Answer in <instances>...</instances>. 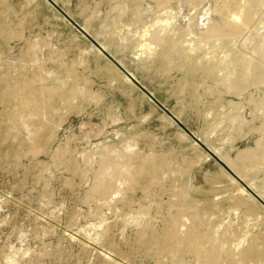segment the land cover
Wrapping results in <instances>:
<instances>
[{"label":"rangeland","instance_id":"rangeland-1","mask_svg":"<svg viewBox=\"0 0 264 264\" xmlns=\"http://www.w3.org/2000/svg\"><path fill=\"white\" fill-rule=\"evenodd\" d=\"M53 1L88 36L47 0H0V264H202L139 244L144 230L190 226L204 251L218 241L214 264H264V206L238 191L227 163L264 200V81L253 82L264 0L228 48L205 30L223 25L231 0ZM159 39L177 46L163 56ZM229 52L256 63L241 93L227 90ZM29 80L53 92L12 120L16 98L4 91ZM141 163L144 177L133 172ZM100 167L106 180L124 167L136 182L117 175L90 195Z\"/></svg>","mask_w":264,"mask_h":264},{"label":"bare ground","instance_id":"bare-ground-1","mask_svg":"<svg viewBox=\"0 0 264 264\" xmlns=\"http://www.w3.org/2000/svg\"><path fill=\"white\" fill-rule=\"evenodd\" d=\"M157 2H162V1L157 0ZM224 7H225V4L223 3L221 6V10H220L222 13L223 25L222 26L210 25V26H208V28L205 31L210 35V38H212L215 41L223 42L224 47L228 48L229 45L234 41V38L237 35V33H239L244 27L251 26L258 19L256 16V10L254 7V1L253 0H231V8L229 9V11L227 13L225 12ZM159 42H162L163 44L166 45V47L161 49V54L163 56H166L170 49H173L177 46L176 42H174L173 40H170V39H166V40L165 39H163V40L159 39ZM169 45H170V47L168 48ZM145 46L147 48L149 47V50L151 49L149 44H146ZM143 49H145V47ZM146 51H148V50H146ZM259 56L261 59L258 63L261 65L264 63V59L262 58L261 52H260ZM229 57L230 58L228 59V61L226 63H224V65H226V67L230 66L231 69H233V70H230L225 75V79L228 82L227 90L230 92H234V93H241L247 84V80H248L247 70L249 68H254L256 63L254 61L248 59L247 56H245L244 54H236L233 52H229ZM224 61H226V60H224ZM203 69H205V70H207V72L211 73V71L208 70L207 67H203ZM234 70L236 72H233ZM124 77L126 79H128L127 76L124 75ZM263 81H264V71L258 70L255 78L253 79V82L254 83H262ZM31 82H32V80L18 82V83H16V85L13 88L7 89L4 91V96L14 95L16 98V104L18 107H17V109H15L14 111L9 113V116L12 120H16L19 117V115L31 105H33V106L38 105L37 107H40L39 102H42L43 100L48 99V97L50 98V96L53 92L50 89L46 90V89L42 88L40 90H34L31 87L26 88V86ZM71 93H72V90L70 89V91H68L67 94H64V96L69 98V97H71ZM44 96H45V98H44ZM2 102H4V101H2ZM0 126H1V124H0ZM0 130H1V128H0ZM34 134L32 136L33 138L35 136ZM227 163L229 164V166H231V168L234 170V173L236 175L239 174L241 177H244V175L241 174V171L238 170V166L233 160H227ZM68 166L72 170H75V166L72 163H68ZM150 171H151V166L147 167L144 163H141L137 168L134 169L133 172L135 174L139 175L140 177H144ZM106 174L108 175V170L103 169V167H100V169L97 171V173L95 175V182H94L93 188L90 192V195H100V196L106 195L108 188H110V186H111L112 179L114 177H117V175L123 174L125 181H130V184L136 182V178L133 176V174L130 172V175H129L127 169L124 167H119L117 169L112 170L111 173H109V176H110L109 180L105 179ZM217 174H220V173H217ZM229 178L233 182L236 181L230 175H229ZM237 189L241 193H248V196L250 198L255 199V197H253L245 189V187L242 186L241 184H238ZM262 194H263L262 192L258 193V195H260V196H262ZM238 202H239V204L243 203L241 198H238ZM249 207H246V208L249 209ZM191 216L193 219H197V217H198V215L196 213H192ZM178 222H179V219L173 220V224H177ZM147 232L148 231L144 230L141 233V238H140L139 244L145 248H148V247L153 245L156 247L155 251L158 253H165L168 251L178 253L181 250H186V251L194 253L198 257L199 261L202 264H214L218 259L217 255H216V251H217L216 245L218 244V241L215 239H211L209 237L206 241L207 244L209 245V250L204 251L203 247H202V242H203L202 238L205 236V234L203 235L199 231L194 230L192 226H190L187 230H185L181 233L177 232L175 230H169V229L164 230L160 234L156 233L157 235L156 234H147ZM229 252H230V250H229ZM248 252L249 253L254 252V249L252 246L243 250V253L245 254V255L243 254L244 257H248V255H246ZM261 258L264 260V252L261 254Z\"/></svg>","mask_w":264,"mask_h":264},{"label":"water","instance_id":"water-1","mask_svg":"<svg viewBox=\"0 0 264 264\" xmlns=\"http://www.w3.org/2000/svg\"><path fill=\"white\" fill-rule=\"evenodd\" d=\"M53 7H55L62 15H64V17L73 24L74 27H76L79 31L82 32L83 35L88 36L87 33L81 28L79 27L75 22L72 21V19L66 15V13H64L62 11L61 8L58 7V5L53 1V0H47ZM90 38V37H89ZM94 43L97 45V47L99 48L100 51H102L104 53V55L125 75L128 77V79L130 81H132L133 83H135L140 89H142L146 95H148V97L152 98V95L146 91L137 81L136 79H134V77L128 72L126 71L110 54H108L98 43H96L94 41ZM225 169L229 170V168L227 166H225ZM230 174L232 176H234L242 186L245 187V189L253 196L255 197V199L260 202L263 206H264V200H262L254 191L250 190L249 187L243 183L238 177H236V175L230 171Z\"/></svg>","mask_w":264,"mask_h":264}]
</instances>
